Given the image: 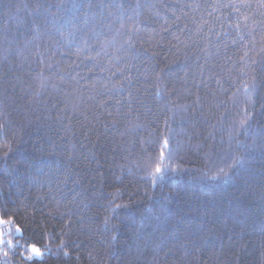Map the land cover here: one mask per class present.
Masks as SVG:
<instances>
[{
    "label": "trees",
    "instance_id": "1",
    "mask_svg": "<svg viewBox=\"0 0 264 264\" xmlns=\"http://www.w3.org/2000/svg\"><path fill=\"white\" fill-rule=\"evenodd\" d=\"M0 264H264V0H0Z\"/></svg>",
    "mask_w": 264,
    "mask_h": 264
},
{
    "label": "snow or ice",
    "instance_id": "2",
    "mask_svg": "<svg viewBox=\"0 0 264 264\" xmlns=\"http://www.w3.org/2000/svg\"><path fill=\"white\" fill-rule=\"evenodd\" d=\"M247 87V86H246ZM244 123H245V121H241V125L243 126L244 125ZM5 155H7V154H5ZM242 161L241 160H239V159H236V160H234V163H241ZM229 167H232V165H229ZM161 173V169L159 168V167H157L156 169H155V173H153L152 174V176H153V182L155 183V181H156V179H158V176H157V174H160ZM228 175V173H227V171L225 170V169H220L217 173H215L212 177H210L211 179H218V178H220L221 176H227ZM117 207H119V205H117ZM107 218H106V220H105V223L107 224ZM32 251L34 252V253H36V254H39V249H37V248H35V246H32Z\"/></svg>",
    "mask_w": 264,
    "mask_h": 264
},
{
    "label": "rangeland",
    "instance_id": "3",
    "mask_svg": "<svg viewBox=\"0 0 264 264\" xmlns=\"http://www.w3.org/2000/svg\"><path fill=\"white\" fill-rule=\"evenodd\" d=\"M36 255H38V254H36Z\"/></svg>",
    "mask_w": 264,
    "mask_h": 264
}]
</instances>
